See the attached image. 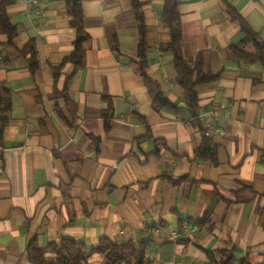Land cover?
<instances>
[{
  "label": "crops",
  "instance_id": "1",
  "mask_svg": "<svg viewBox=\"0 0 264 264\" xmlns=\"http://www.w3.org/2000/svg\"><path fill=\"white\" fill-rule=\"evenodd\" d=\"M141 1L147 73L179 109L153 104L154 86L136 62L140 32L131 0H83L90 35L84 66L67 64L58 81L53 67L78 36L66 0H10L19 34L9 47L0 33V61L11 62L0 69V103L10 98L0 111V264H32L35 236L42 247L69 237L88 249L102 237L136 246L145 240L151 264H213L209 251L218 249L264 264V61L238 57L232 46L263 57L264 48L247 40L228 7L264 45V0H179L184 58H202L206 71L220 74L197 87L198 115L216 109L221 117V131L212 134L193 117L165 48L172 39L161 18L166 0ZM32 40L35 75L20 53ZM105 97L115 109L110 131ZM201 128L218 164L195 158ZM45 255L57 262L55 253ZM104 262L93 253L83 264Z\"/></svg>",
  "mask_w": 264,
  "mask_h": 264
},
{
  "label": "trees",
  "instance_id": "2",
  "mask_svg": "<svg viewBox=\"0 0 264 264\" xmlns=\"http://www.w3.org/2000/svg\"><path fill=\"white\" fill-rule=\"evenodd\" d=\"M135 19L138 23L140 32L139 43V58L136 60L138 68L141 71L145 81L153 85L152 96L153 104L156 108L167 107L171 109H179L178 105L173 103L165 94L159 83L155 82L147 73L148 66V52L149 46L147 43L148 26L146 23L144 13V3L141 0H131ZM69 13L73 16L72 24L78 29V36L74 43L73 52L64 59V62L59 66H54V73L56 81L63 73L66 65L73 63L77 68L84 66L86 55L85 42L90 38L89 33L84 26V9L83 0H66ZM179 0H166L165 6L161 15L162 21L170 27L172 32L171 42L165 47L174 55V64L179 72L178 80L188 92L187 104L192 111L193 117L197 118L199 113V98L197 87L202 84L214 82L219 79V73L208 72L204 69L202 58H199L195 63L186 60L182 53L183 42V24L182 17L178 11ZM10 0H2L0 3V33L8 35L7 46L15 47V38L19 34V28L11 22L8 14V5ZM234 19L240 21L241 29L245 32L247 40L252 41L257 49L260 51L264 48L263 42L260 41L259 34L251 27L247 20L239 14L233 7L228 6ZM232 50L238 57L249 60H262L264 57L258 54H253L245 51L240 45H233ZM20 53L27 57L30 70L35 75L39 69V55L36 50V43L34 40L30 41L27 46L20 50ZM11 62L0 61V69L5 66H10ZM67 97V92H64ZM109 101L108 108L104 111V119L106 130L110 131L112 127V120L115 116V109L112 100L105 97ZM10 107V98L3 99L0 103V111L5 113ZM141 119L144 117L140 116ZM7 124V118L3 117V128L1 134L4 132ZM203 133L202 142L195 151L196 159L210 160L218 164L217 147L214 145L212 139ZM242 198L239 196V200ZM187 220L180 219V225L184 226ZM47 252H53L57 255V262L55 264H83L88 257L93 253L102 254L105 257L103 264H151L147 257V241L143 240L138 246L133 241L125 243L118 242L108 237H102L99 244L93 249H88L86 244L78 239L63 237L59 241H52L45 247H42L35 236L29 244L28 255L32 264H52L46 258ZM215 252L222 254L220 259H217ZM210 260L213 264H252L248 257L237 259L234 249H218L209 251Z\"/></svg>",
  "mask_w": 264,
  "mask_h": 264
},
{
  "label": "built area",
  "instance_id": "3",
  "mask_svg": "<svg viewBox=\"0 0 264 264\" xmlns=\"http://www.w3.org/2000/svg\"><path fill=\"white\" fill-rule=\"evenodd\" d=\"M29 1H36V0H29ZM228 113V111H226ZM197 119L204 125L205 130L207 133L212 134L215 131H221V127L219 125L220 122V115H218L216 109H211L205 112L200 113L197 116ZM174 238H178V233H174Z\"/></svg>",
  "mask_w": 264,
  "mask_h": 264
}]
</instances>
